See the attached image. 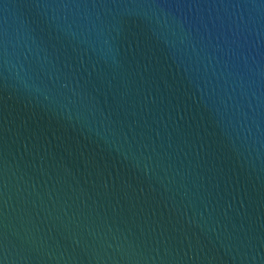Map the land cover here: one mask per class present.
I'll list each match as a JSON object with an SVG mask.
<instances>
[{
    "label": "water",
    "instance_id": "water-1",
    "mask_svg": "<svg viewBox=\"0 0 264 264\" xmlns=\"http://www.w3.org/2000/svg\"><path fill=\"white\" fill-rule=\"evenodd\" d=\"M0 264H264V0H0Z\"/></svg>",
    "mask_w": 264,
    "mask_h": 264
}]
</instances>
